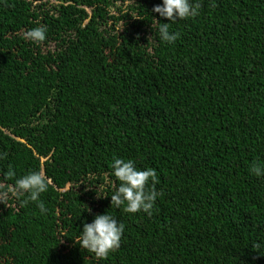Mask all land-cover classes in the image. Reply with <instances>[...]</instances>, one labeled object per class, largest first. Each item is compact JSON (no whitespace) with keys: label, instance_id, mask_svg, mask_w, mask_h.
<instances>
[{"label":"trees","instance_id":"16d2710c","mask_svg":"<svg viewBox=\"0 0 264 264\" xmlns=\"http://www.w3.org/2000/svg\"><path fill=\"white\" fill-rule=\"evenodd\" d=\"M159 3L0 0V185L51 181L44 214L0 203V264H264V0H200L171 44ZM113 157L156 170L151 216L110 206ZM106 211L125 228L97 260L72 238Z\"/></svg>","mask_w":264,"mask_h":264},{"label":"clouds","instance_id":"9594fccd","mask_svg":"<svg viewBox=\"0 0 264 264\" xmlns=\"http://www.w3.org/2000/svg\"><path fill=\"white\" fill-rule=\"evenodd\" d=\"M200 8V0H161V3L153 6L152 12L158 13L169 22L156 20L155 36L165 43H174L179 39L180 33L170 31V22L194 18L199 15ZM46 33L47 27L39 25L25 31L23 38L39 44L45 41ZM6 155L7 153L0 152V160L5 159ZM250 173L255 176L264 175V167L253 164ZM111 175L119 183L110 195V206L122 207L127 213L143 212L151 216L156 200L163 195L162 191L156 189V184L159 183L156 170L150 167L138 168L133 159L113 157ZM7 177L12 178L14 182L11 186L0 185V203H4L11 195L19 200L21 205L34 202L41 214L47 212L40 195L49 189L51 181L41 171H30L17 177L9 166ZM124 228L122 222L106 211L95 214L90 222L82 221L81 230L72 239L97 260H103L120 247Z\"/></svg>","mask_w":264,"mask_h":264},{"label":"rangeland","instance_id":"374dc122","mask_svg":"<svg viewBox=\"0 0 264 264\" xmlns=\"http://www.w3.org/2000/svg\"><path fill=\"white\" fill-rule=\"evenodd\" d=\"M44 2L45 1H48V2H50V3H55L56 2V0H43ZM112 10V9H111ZM87 11L89 12V9H87ZM117 27H119L118 25H117ZM67 188H68V186H67ZM97 189V188H96Z\"/></svg>","mask_w":264,"mask_h":264}]
</instances>
